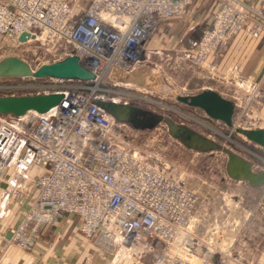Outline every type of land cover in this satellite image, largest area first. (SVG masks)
<instances>
[{
  "label": "built area",
  "instance_id": "2783aa9c",
  "mask_svg": "<svg viewBox=\"0 0 264 264\" xmlns=\"http://www.w3.org/2000/svg\"><path fill=\"white\" fill-rule=\"evenodd\" d=\"M193 1L89 0L74 13L72 0H0L1 37L15 45L37 42L60 49L62 58L76 56L94 76L0 79L5 95H29L46 87L35 81L55 87L35 94L63 95L48 112L34 113L33 122L27 114L0 115V155L18 160L13 185L27 184L35 190L8 242L31 251L41 229L55 225L63 214H76L81 233L93 244L110 250L102 246L109 240L113 247L137 249L135 264H193L196 259L201 264H241L231 254L235 237L227 241L223 233L227 219L214 212L198 213L196 192L167 172L168 166L151 163L121 141L114 128L124 124L94 103L146 99L133 84L109 81L108 73L113 68L129 73L145 66L141 53L158 24L183 15ZM241 6L226 5L217 12L212 25L199 32L196 51L185 58L202 64L241 30L247 20ZM22 32L28 36L19 42ZM249 144L264 154L263 147ZM256 156L261 167L251 164L252 171H264V158ZM34 166L45 172L30 178L27 170ZM223 206L228 204L219 211ZM238 206L233 204L234 209ZM260 209L264 212V204ZM147 256L150 259L145 260Z\"/></svg>",
  "mask_w": 264,
  "mask_h": 264
},
{
  "label": "rangeland",
  "instance_id": "374dc122",
  "mask_svg": "<svg viewBox=\"0 0 264 264\" xmlns=\"http://www.w3.org/2000/svg\"><path fill=\"white\" fill-rule=\"evenodd\" d=\"M88 2L89 0H72L71 5L74 9V13L85 8ZM239 2L241 4H239ZM190 5H196V9H205V11L210 7L211 22L205 28H209L212 25V20L216 13L226 5H236L239 7L244 5L243 8L247 12V20L245 26L238 32L246 30L252 35L257 33V29L251 24L253 20L259 19V17L252 12L258 13L264 18V10L261 4L257 6L250 0H194ZM187 8L183 15L160 22L151 36L155 33L157 34L159 29H162L170 44L175 35V31L169 32L167 24L175 20V22H179L180 24L179 32L183 31L184 28L187 27L182 22L186 15ZM261 20L264 21L263 19ZM238 32H235L221 45L231 40ZM198 41L199 34L197 35L195 46L178 53L151 50V47H149L150 50L145 48L142 50L141 58L146 67L161 74L165 83L171 89L180 94H187L190 91L199 89L194 86L192 82H188L191 74L190 72H193L192 70L196 72V76L201 80L213 77V75L206 72L204 68L210 54L218 50L221 46L211 51L202 64H195L190 59L185 58V55L196 51ZM169 49L173 50V48ZM9 56L22 59L34 69L42 64L64 59L62 58L60 49L55 50L47 46H41L37 42L15 45L7 38L0 36V60ZM200 79H198V81ZM214 80V82L208 81L216 86L226 97L238 104L234 107L231 126H226L221 121L209 119L201 110L186 107L168 98L159 91L148 90L137 85H134L135 88L142 91V96L146 99L132 101L131 105L155 115L167 116L178 124L187 125L205 137L240 155L252 165L261 167L259 163L260 160L256 155L264 158V154L258 149H255L252 144H249L244 135L237 132V129L264 128V117L262 118L260 116L264 108V80H252L249 82L238 79ZM219 81L223 83V87H221ZM35 82L38 85H44L46 87H38L31 92L32 94L41 92L44 88L49 90L55 88L47 86L50 83H46L45 81ZM186 82L187 86H184ZM28 93L19 92L15 95ZM1 95L3 96L5 93L0 92V96ZM26 119L33 122V113H27ZM123 124V126L118 125L114 128L115 135L121 141L145 156L151 163L157 164L160 167L168 166L167 172L176 178H180L186 186L195 191L198 196L196 210L198 213L214 212L218 215H222V218L227 219L228 224L223 231L227 241H231L233 237L238 234L240 228H242L253 215L264 214L260 209V204H264V185L253 188L246 182L231 180L226 174L225 165L227 158L222 152L211 151L199 153L189 150L178 141L169 137L163 123H157L149 127H144L143 125L133 126L131 123ZM17 162V159L0 155V184L5 186L6 183L12 181L17 185L15 181L18 169ZM21 187L30 188L27 184ZM237 202L239 206L237 209H234L233 204ZM223 203L228 204V206H223L222 210L219 211L218 208ZM25 212L26 210L23 214ZM23 214H20L21 218ZM73 215L78 216L76 214ZM17 221L18 220L14 223V219L10 220L6 222L7 224L5 226L14 229L19 223V221ZM234 223H236V226ZM58 224L59 220L55 225L45 228L55 231V229L59 227ZM76 225L77 232L84 236L79 229V222ZM43 229H41L40 233ZM86 240H88L91 245L87 252L86 264H135L137 260V249H126L124 253L123 249L127 248V246L116 244L113 249L105 250L93 244L91 239L86 238ZM9 245L18 248L16 244L12 242H10ZM18 249L26 254H32V252H34V248L31 251ZM148 259H150V256L145 258V260ZM255 264H264V257Z\"/></svg>",
  "mask_w": 264,
  "mask_h": 264
},
{
  "label": "crops",
  "instance_id": "0c3cea01",
  "mask_svg": "<svg viewBox=\"0 0 264 264\" xmlns=\"http://www.w3.org/2000/svg\"><path fill=\"white\" fill-rule=\"evenodd\" d=\"M250 1L257 6L261 4L264 10V0ZM196 5L188 6L182 20L183 24L187 26L183 31L179 32L180 24L175 20L167 24L169 32L175 31L170 44L164 30L159 29L158 33L151 36L145 43L144 49L150 50L149 47H151V50L178 53L195 46L197 35L211 22L210 7L205 11V9H196ZM251 25L257 29L256 34L252 35L246 30L240 31L210 54L204 69L213 77L201 80L196 76L194 70L190 72L188 82H192L199 89L187 94H196L208 88L232 101L208 80L211 82H214V79H238L246 80V82L264 80V21L257 18L252 21ZM169 48H173V50ZM198 79L200 80L198 81ZM219 83L223 87V83L220 81ZM184 86H187V82L184 83ZM260 116L264 117V108ZM43 172H45L44 168L34 166L27 170V175L32 178ZM12 183L9 181L5 186L0 184V264H86L87 252L91 245L85 236L77 232L76 224L79 222V217L73 214H64L59 219V227L55 231L44 227L39 233L32 254H26L15 246L9 245V239H6L5 235L12 230V227H6V222L13 219L14 222L19 220L35 196L34 189L17 187ZM231 254L241 264H255L262 260L264 257V214L253 215L240 228L235 236ZM193 264H201V262L196 259Z\"/></svg>",
  "mask_w": 264,
  "mask_h": 264
},
{
  "label": "water",
  "instance_id": "95a60500",
  "mask_svg": "<svg viewBox=\"0 0 264 264\" xmlns=\"http://www.w3.org/2000/svg\"><path fill=\"white\" fill-rule=\"evenodd\" d=\"M27 36L26 32H22L18 36V41L24 42ZM11 77L91 80L94 76L79 62L76 56H69L52 63L42 64L35 69L22 59L9 56L0 60V78ZM108 79L111 82L133 84L148 90L159 91L186 107L201 110L210 119L221 121L226 126H231L232 124L234 113L232 101L223 98L211 89L207 88L199 93L190 95L177 93L165 83L161 74L152 71L146 66L129 73L113 68L108 73ZM62 99L63 95L59 92L1 95L0 115L22 117L30 112L44 114L57 106ZM94 103L119 123H131L133 126L143 125L144 127L163 123L169 137L178 141L189 150L199 153L222 152L227 158L225 170L231 180L246 182L253 188L264 185V171H252L251 163L248 160L187 125L178 124L167 116L155 115L131 104L100 99H95ZM237 132L242 133L249 142L264 148V128L237 129ZM10 237L11 231H8L5 238L10 239Z\"/></svg>",
  "mask_w": 264,
  "mask_h": 264
},
{
  "label": "bare ground",
  "instance_id": "6f19581e",
  "mask_svg": "<svg viewBox=\"0 0 264 264\" xmlns=\"http://www.w3.org/2000/svg\"><path fill=\"white\" fill-rule=\"evenodd\" d=\"M30 113H33L34 114V112H30ZM228 138V137H227ZM13 184V183H12ZM20 220V219H19ZM18 220V221H19ZM15 223V222H14ZM11 234H12V232H11ZM229 240H231V239H229ZM102 246L103 247H105V248H107V249H113V246H112V244H111V242L109 241V240H107L106 242H104L103 244H102ZM127 248H124L123 250H124V253H125V250H126ZM122 251V250H121ZM128 251V250H127Z\"/></svg>",
  "mask_w": 264,
  "mask_h": 264
}]
</instances>
